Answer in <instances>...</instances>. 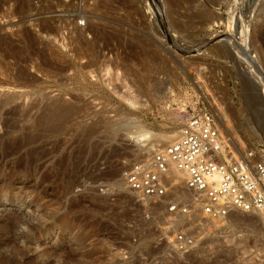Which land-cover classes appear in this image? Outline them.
<instances>
[{"label": "rangeland", "instance_id": "rangeland-1", "mask_svg": "<svg viewBox=\"0 0 264 264\" xmlns=\"http://www.w3.org/2000/svg\"><path fill=\"white\" fill-rule=\"evenodd\" d=\"M205 105L264 144V0H0V264H264L260 218L122 180Z\"/></svg>", "mask_w": 264, "mask_h": 264}, {"label": "built area", "instance_id": "built-area-1", "mask_svg": "<svg viewBox=\"0 0 264 264\" xmlns=\"http://www.w3.org/2000/svg\"><path fill=\"white\" fill-rule=\"evenodd\" d=\"M172 170L184 174L186 188L199 197L194 205H199L204 217L239 212L256 216L264 224V144L240 151L211 107L188 114L175 141L146 160L128 163L121 177L129 190L160 198L170 190L168 173ZM168 208L190 213L178 202Z\"/></svg>", "mask_w": 264, "mask_h": 264}, {"label": "bare ground", "instance_id": "bare-ground-1", "mask_svg": "<svg viewBox=\"0 0 264 264\" xmlns=\"http://www.w3.org/2000/svg\"><path fill=\"white\" fill-rule=\"evenodd\" d=\"M231 21V20H230ZM232 24V23H231ZM234 25V24H233ZM244 30H246V28H244ZM241 32V31H240ZM248 32V31H247ZM247 37V36H246ZM243 41H245L244 40V38H243ZM242 41V42H243ZM10 97V96H9ZM257 97L256 96H254V99H253V101L251 102L252 103V105H253V107L255 108V106H256V103L257 102H259V101H257ZM9 101V100H8ZM8 101H4L3 102V104H2V106L3 105H5V104H8ZM5 107V106H4ZM3 107V108H4ZM226 114V113H225ZM260 126V125H259ZM263 126V125H262ZM261 130H263L264 131V128L263 129H261ZM225 131V130H224ZM131 132H133V131H131ZM226 133V135L228 136L229 134L227 133V132H225ZM264 133V132H263ZM178 135V134H177ZM132 136V137H131ZM131 138H133V142H135V145L139 148V149H145L146 147H148L147 146V143H149V142H151L152 140H153V137H155V135H154V133L152 132V131H150V130H148V129H145V128H137V130L136 131H134L133 132V134H131ZM162 136V135H161ZM176 137L177 136H175V135H170V136H165L164 138L165 139H167V140H170V141H174L175 139H176ZM178 138V137H177ZM261 139V138H260ZM262 139H264V137L262 138ZM231 140H233L232 138H231ZM234 141V140H233ZM235 142V141H234ZM159 152V151H158ZM169 174V173H168ZM171 174H172V176H173V180H177V181H181L180 183H182L183 182V184L185 185V177H184V174H182L180 171H177V170H172L171 171ZM170 174V175H171ZM176 181V182H177ZM124 182V181H123ZM126 186V185H125ZM185 188H186V185H185ZM187 189V188H186ZM188 191H190V192H193V191H191V190H189V189H187ZM193 193H195V192H193ZM196 194V193H195ZM197 195V194H196ZM237 214L239 213V212H236Z\"/></svg>", "mask_w": 264, "mask_h": 264}]
</instances>
